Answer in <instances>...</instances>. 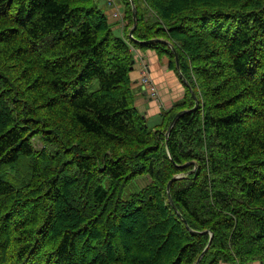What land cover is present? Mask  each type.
<instances>
[{
  "label": "trees",
  "instance_id": "1",
  "mask_svg": "<svg viewBox=\"0 0 264 264\" xmlns=\"http://www.w3.org/2000/svg\"><path fill=\"white\" fill-rule=\"evenodd\" d=\"M132 1L130 38V0L121 35L111 2L0 0V264H264V0ZM159 40L189 87L150 126Z\"/></svg>",
  "mask_w": 264,
  "mask_h": 264
},
{
  "label": "crops",
  "instance_id": "2",
  "mask_svg": "<svg viewBox=\"0 0 264 264\" xmlns=\"http://www.w3.org/2000/svg\"><path fill=\"white\" fill-rule=\"evenodd\" d=\"M115 5H113L114 7ZM113 7L110 8L113 11ZM121 8V6L119 5ZM107 12V13H108ZM109 14V13H108ZM109 23L111 21L108 20ZM112 22V27L117 34L122 33L123 25L118 22ZM121 35V34H120ZM137 61L134 65L133 71L130 74L132 87L136 90L137 98L135 106L140 113H145L146 118L152 121L161 120V114L172 107L173 103L181 100L185 95V87L178 74H175L169 65V58L163 56L157 57L156 53L150 50L143 52L135 51ZM144 58V61L141 59ZM143 63L148 64V71L154 83L158 86L160 92V98L158 102L147 100V94L145 90L140 86L139 80L141 78V66ZM156 123V122H155ZM158 124V123H157ZM230 264V263H219ZM247 264H262L260 262H252Z\"/></svg>",
  "mask_w": 264,
  "mask_h": 264
},
{
  "label": "water",
  "instance_id": "3",
  "mask_svg": "<svg viewBox=\"0 0 264 264\" xmlns=\"http://www.w3.org/2000/svg\"><path fill=\"white\" fill-rule=\"evenodd\" d=\"M130 3H131V6H132V17H133V21H134V22H133V26H132V28H131L130 31H129V37H130V38H133V32H134V30H135V28H136V15H137V12H136V8H135V5L133 4V1H132V0H130ZM159 41H160V42H164V43H166V44L170 47V49L172 50V52H173V54H174V61H175L176 69H177L178 72H179L178 57H177V54H176L174 48H173L168 42L161 41V40H159ZM153 42H154V41H153ZM156 42H157V41H156ZM179 77H180V79L182 80V82H183L184 84L188 85L187 82H186V80L180 75V72H179ZM188 87H189V85H188ZM143 90H145L144 87H143ZM145 92H146V91H145ZM190 92H191V94H192V97L194 98L195 105H194V107H193L191 110H184V111H181V112H179V113L175 116V118H174L173 121L171 122L170 127L168 128V130H167V132H166V145H167L168 136H169L170 131H171V129L173 128V125L175 124L176 120H177L181 115L196 110V109L198 108V106H199V101H198V99L196 98L194 92H193L191 89H190ZM146 94H147V93H146ZM180 178H181V176H175V177H173V178L168 182V185H167V194H168V198H169V203L172 205V207H173L174 209H175V206L173 205V202H172L171 197H170V187H171L172 183H173L175 180H178V179H180ZM175 210H176V209H175ZM210 237L212 238L213 235L210 234ZM207 250H208V246L205 248V250L203 251V253L200 255V257L198 258L196 264H199L200 260L202 259V257L204 256V254L206 253Z\"/></svg>",
  "mask_w": 264,
  "mask_h": 264
},
{
  "label": "rangeland",
  "instance_id": "4",
  "mask_svg": "<svg viewBox=\"0 0 264 264\" xmlns=\"http://www.w3.org/2000/svg\"><path fill=\"white\" fill-rule=\"evenodd\" d=\"M107 3V4H109V2H111V4H112V2H113V0H101V3L102 4H104V3ZM113 5H115L114 7H113ZM113 7V10H115L116 8H120L119 7V5H116V4H112L110 7H109V9L107 10V12L110 10V8H112ZM112 10V9H111ZM121 11H124V7H122L121 6ZM106 12V15H107V19L108 20H110L111 21V23L114 21V22H117L118 20H115V19H113V18H111L109 15L111 14V13H113L114 11H110V12H108L107 13ZM120 23V22H119ZM118 24V22L116 23V25ZM121 24V23H120ZM137 58V57H136ZM142 61H144V58H142L141 59ZM137 61V60H136ZM143 65H145L146 67H147V69H148V64L147 63H143L142 64V66ZM142 66H141V68H142ZM132 82V81H131ZM139 83H140V80H139ZM156 85V84H155ZM140 86L143 88L144 86L140 83ZM156 87H157V94H156V96H154L153 98H152V96L151 95H149L148 94V92H147V90H146V92H147V100H152V101H154V102H158V98H160V92H159V88H158V86L156 85ZM157 98V99H156ZM156 99V100H155ZM174 104V103H173ZM143 115L145 116V113H143ZM145 118H146V116H145ZM147 119V118H146ZM156 122V123H155ZM158 123V124H157ZM161 123V120H156V121H152V120H148L147 119V124H149L150 126H158L159 124ZM34 142V146H35V149L36 150H41L42 148H43V144L42 143H40L39 141H33ZM145 183H146V180H138L137 181V185L138 186H140V187H143L144 185H145Z\"/></svg>",
  "mask_w": 264,
  "mask_h": 264
},
{
  "label": "built area",
  "instance_id": "5",
  "mask_svg": "<svg viewBox=\"0 0 264 264\" xmlns=\"http://www.w3.org/2000/svg\"><path fill=\"white\" fill-rule=\"evenodd\" d=\"M111 18L121 21L123 17V11H121V8H116L113 13L109 15ZM140 83L144 86L145 90H147L148 94L152 96H156L157 94V87L152 80L150 73L145 65L141 68V78Z\"/></svg>",
  "mask_w": 264,
  "mask_h": 264
},
{
  "label": "bare ground",
  "instance_id": "6",
  "mask_svg": "<svg viewBox=\"0 0 264 264\" xmlns=\"http://www.w3.org/2000/svg\"><path fill=\"white\" fill-rule=\"evenodd\" d=\"M130 4H131V3H130ZM122 7H123V6H122ZM110 10H111V9H110ZM113 11H114V10H113ZM131 11H132V10H131ZM128 36H129V35H128ZM150 41H151V40H150ZM157 41H158V40H157ZM146 43H147V42H146ZM171 52H172V51H171ZM175 66H176V65H175ZM156 99H157V98H156ZM156 99H155V100H156ZM193 107H194V106H193ZM191 109H192V108H191ZM180 117H181V116H180ZM186 166H187V165H186Z\"/></svg>",
  "mask_w": 264,
  "mask_h": 264
}]
</instances>
